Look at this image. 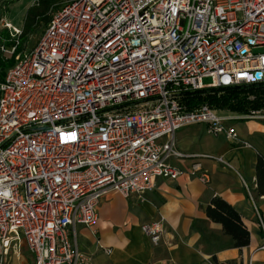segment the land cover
Segmentation results:
<instances>
[{
	"label": "built area",
	"instance_id": "obj_1",
	"mask_svg": "<svg viewBox=\"0 0 264 264\" xmlns=\"http://www.w3.org/2000/svg\"><path fill=\"white\" fill-rule=\"evenodd\" d=\"M4 26L14 44L0 51L12 55L20 30ZM260 82L264 0L64 3L0 80V264L20 239L32 264H89L68 228L93 225L110 191L142 196L156 176L179 177L178 129L206 123L238 139L229 118L186 108L180 90ZM238 117L264 120V106ZM140 228L153 244L164 231L161 220Z\"/></svg>",
	"mask_w": 264,
	"mask_h": 264
},
{
	"label": "crops",
	"instance_id": "obj_2",
	"mask_svg": "<svg viewBox=\"0 0 264 264\" xmlns=\"http://www.w3.org/2000/svg\"><path fill=\"white\" fill-rule=\"evenodd\" d=\"M216 112L229 118L224 124L236 131L237 140L209 132L206 123L178 129L176 146L185 157L170 163L183 171L179 177L156 176L154 187L142 196L124 197L110 191L99 202L93 225L68 228L89 264H264V238L258 226V216L264 222V193L259 189L264 188V174L257 178L255 168L259 157L264 162V120L243 119L240 113L226 110ZM214 157H222L228 166ZM195 162L208 173L207 181L199 178L201 171L189 174ZM214 196L237 211L249 233L247 245L235 247L222 225L206 216ZM158 220L164 231L153 244L140 226Z\"/></svg>",
	"mask_w": 264,
	"mask_h": 264
},
{
	"label": "trees",
	"instance_id": "obj_3",
	"mask_svg": "<svg viewBox=\"0 0 264 264\" xmlns=\"http://www.w3.org/2000/svg\"><path fill=\"white\" fill-rule=\"evenodd\" d=\"M7 6L16 0H4ZM56 0H37L34 5L27 9L20 27V44L9 58H5L0 51V80L2 79L6 68L14 62V55L23 49V39L28 35L35 34L40 26H45L51 17V11ZM11 42L0 32V46ZM253 99H248V96ZM181 102L186 108L191 109L200 104H207L210 107L219 109H228L231 112L241 113L250 108H260L264 106V82L251 84H237L230 86H216L200 89H181L179 92ZM257 178L264 174V162L261 157L256 162ZM259 180V179H258ZM260 192L264 193V188ZM206 216L222 225L225 234L233 240L235 247H242L249 243V233L242 224L237 211L220 197L214 196L205 209ZM216 264H234L233 262Z\"/></svg>",
	"mask_w": 264,
	"mask_h": 264
},
{
	"label": "rangeland",
	"instance_id": "obj_4",
	"mask_svg": "<svg viewBox=\"0 0 264 264\" xmlns=\"http://www.w3.org/2000/svg\"><path fill=\"white\" fill-rule=\"evenodd\" d=\"M37 0H16L14 2L9 3L7 6L4 4V0H0V32L7 38L10 39L9 30L5 28V23H10L11 26L17 27L20 29L22 25L23 18L26 15L27 9L34 5ZM69 0H56L55 4L52 8V12L56 11L60 6L66 3ZM45 26H40L35 34L28 35L23 39V49L31 48L35 45L37 40L39 39L42 31ZM19 39V36H18ZM10 41V40H9ZM19 42L21 40L19 39ZM13 41L7 42L5 47L10 48L13 45ZM5 58H9L11 55L8 53H1ZM11 66V65H10ZM208 78H204L203 82H208ZM215 111H221L228 109H219L212 107ZM242 113V112H241ZM240 122L239 120H231L229 123ZM7 264H32L31 253L27 249L26 243L23 239L17 241L15 246L10 250V254L6 258Z\"/></svg>",
	"mask_w": 264,
	"mask_h": 264
}]
</instances>
